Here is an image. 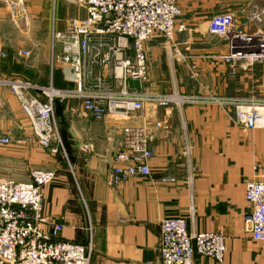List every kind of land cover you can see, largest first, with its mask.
<instances>
[{
  "label": "crops",
  "instance_id": "1",
  "mask_svg": "<svg viewBox=\"0 0 264 264\" xmlns=\"http://www.w3.org/2000/svg\"><path fill=\"white\" fill-rule=\"evenodd\" d=\"M65 1L0 0V55L5 53L0 79L26 75L34 86L71 87L64 65L52 71L48 54L53 34L66 30L70 8ZM175 1L181 10L177 25L185 30H176L172 42H146L142 91L264 99V59L249 66L226 60L229 54L251 51L238 50L233 41L253 48L264 34V0ZM75 13L85 14L76 6ZM219 13L233 16L234 38L208 33L209 19ZM0 94L10 109L15 102L10 89L0 86ZM61 104L65 159L37 143L23 113L0 108V134L11 139V145L0 146V180L27 182L33 170L55 171L56 178L43 188L44 213L63 224L62 239L91 242L89 264H161L159 222L166 217H184L190 234L220 232L226 246L223 264H264V242L253 241L244 222L251 208L245 181L255 176L254 164H264V129L233 124L215 104L146 103L127 120H94L78 101ZM55 111L54 106V116ZM139 124L152 132L151 175L112 186L121 130ZM85 144L90 149H83ZM195 260L218 264L199 256Z\"/></svg>",
  "mask_w": 264,
  "mask_h": 264
},
{
  "label": "built area",
  "instance_id": "2",
  "mask_svg": "<svg viewBox=\"0 0 264 264\" xmlns=\"http://www.w3.org/2000/svg\"><path fill=\"white\" fill-rule=\"evenodd\" d=\"M85 13L67 22L57 32L60 52L54 64L64 65L73 87L41 91L40 99L31 92L37 86L15 78L0 79L10 89L22 112L29 118L37 143L53 154L57 136L54 98L63 102L75 99L94 120L107 116L117 120L136 117L144 104L180 107L184 104H215L223 108L231 122L244 129L264 128V99L217 95L148 94L142 91L147 76L145 44L154 38L172 42L181 10L175 0H76ZM210 34L234 38V18L230 13L212 16L207 23ZM253 48L241 55L229 54L226 60L242 61L249 66L264 59V34ZM242 39V38H241ZM250 38H246L249 40ZM234 49V48H233ZM28 55L29 52H23ZM53 61V60H52ZM128 80H138L140 89H130ZM6 101L0 94V108ZM151 130L146 124L125 125L120 133V149L114 155L110 184L118 186L132 176L151 175L149 146ZM10 142L0 134V146ZM83 149H90L85 144ZM255 176L245 181V200L250 211L245 228L255 242H264V164H254ZM56 178L53 170H33L30 180H0V264H89L91 242L86 245L61 238L63 224L45 215L43 188ZM172 181L164 178L163 182ZM158 254L161 264H203L195 256L223 264L226 254L220 232L190 234L184 217H166L159 222ZM147 264V263H142Z\"/></svg>",
  "mask_w": 264,
  "mask_h": 264
},
{
  "label": "rangeland",
  "instance_id": "3",
  "mask_svg": "<svg viewBox=\"0 0 264 264\" xmlns=\"http://www.w3.org/2000/svg\"><path fill=\"white\" fill-rule=\"evenodd\" d=\"M67 1V3H68V5H69V8H70V10H69V16H68V19H67V21H66V23L68 22V21H70L71 19H73V18H75V17H83V16H76V13H77V10H76V13H75V6L77 7V8H79V9H81V10H83L81 7H79V5L77 4V2H76V0H66ZM65 1V2H66ZM85 15V14H84ZM66 29H67V24H66ZM57 32H55L54 34H53V40H52V43L50 44V51H49V64H50V68H51V70L52 71H54L55 69H56V65L54 64V59H53V57L54 56H56V48H57V44H60L59 42H58V40L55 38V34H56ZM24 52V51H23ZM23 52H20V54L21 55H23V56H25L24 54H23ZM26 52V51H25ZM60 52V51H59ZM1 57H4L5 56V53L4 52H2L1 53V55H0ZM26 56H30V53L28 54V55H26ZM44 58H45V53H44ZM29 59V58H28ZM53 60V61H52ZM25 76L26 75H17V76H4V77H7V78H15V79H19V80H23V81H27V82H29L30 83V81L28 80V79H26L25 78ZM29 77V76H28ZM32 84V83H31ZM51 84V83H50ZM70 84H71V87H68V88H60L61 90H66V89H70V88H72L73 87V83H71L70 82ZM33 85V84H32ZM37 86V85H36ZM48 86L47 85H45V86H37V89H35V90H32L31 92L33 93V95L34 96H38L40 99H44V98H46V97H44L43 95H42V93H41V91L43 90V89H45V88H47ZM55 89H59V88H56L55 86H53ZM12 93V92H11ZM13 94V93H12ZM14 96V95H13ZM14 98H15V96H14ZM55 100V102L56 103H58L59 105V107H58V112L59 113H56V111H55V122H56V127H57V136H58V138L56 139V141H55V144H53V147H56L57 148V153H60L61 154V156L65 159V152H64V146H63V142H62V136H61V123H60V119H62L63 117H62V115H63V113H64V110H65V108L63 107V105L61 104L62 102H60V101H58V99H56V98H54ZM15 102H14V104L11 102V107H10V109H8V106H6L7 105V103H6V105L4 106V110L6 111V113H8V114H21V113H23L22 112V110L20 109V106H19V103H18V101L16 100V98H15V100H14ZM66 101H70V102H72V101H74V102H77V100H75V99H71V100H66ZM15 108H16V111H15ZM9 110H11V111H9ZM20 110V111H19ZM24 114V113H23ZM25 115V114H24ZM26 116V115H25ZM27 117V116H26ZM28 118V117H27ZM29 119V118H28ZM262 129H264V128H262ZM33 132V131H32ZM2 135V134H1ZM5 136V135H4ZM8 138H9V140H10V142L7 144V145H5V146H9V145H11V139H10V137L8 136ZM37 141V140H36ZM4 147V146H3ZM47 150V149H46ZM49 150V149H48ZM11 180H13V179H11ZM20 182V181H19ZM90 241H88V243H89ZM88 243H86V244H88ZM79 244V243H78ZM86 244H83V245H86ZM200 257V256H199ZM90 262V261H89ZM216 262V261H215Z\"/></svg>",
  "mask_w": 264,
  "mask_h": 264
},
{
  "label": "water",
  "instance_id": "4",
  "mask_svg": "<svg viewBox=\"0 0 264 264\" xmlns=\"http://www.w3.org/2000/svg\"><path fill=\"white\" fill-rule=\"evenodd\" d=\"M128 87L130 89H140L141 84L138 80H128Z\"/></svg>",
  "mask_w": 264,
  "mask_h": 264
},
{
  "label": "trees",
  "instance_id": "5",
  "mask_svg": "<svg viewBox=\"0 0 264 264\" xmlns=\"http://www.w3.org/2000/svg\"><path fill=\"white\" fill-rule=\"evenodd\" d=\"M56 102H57V101H56ZM56 102L54 101V106H55V110L58 112V107H59L58 105H59V104L56 103ZM58 113H59V112H58Z\"/></svg>",
  "mask_w": 264,
  "mask_h": 264
}]
</instances>
